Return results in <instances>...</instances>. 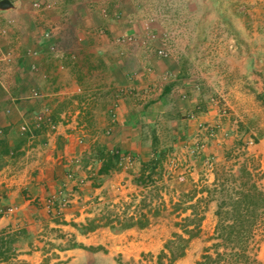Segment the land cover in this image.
<instances>
[{"label": "crops", "instance_id": "crops-1", "mask_svg": "<svg viewBox=\"0 0 264 264\" xmlns=\"http://www.w3.org/2000/svg\"><path fill=\"white\" fill-rule=\"evenodd\" d=\"M92 3L0 0V264H43L53 252L73 262L82 246H46L72 233L77 242L94 244L96 231L82 234L76 228L92 215L82 202L114 178L119 185L125 176L130 182L143 163L159 155L156 144L165 132L173 136L180 153L191 151L214 118L211 110H201L195 89L187 82L180 85L174 58L154 59L164 71L156 69L147 77L119 57L115 40L127 28L100 18ZM167 71L170 81L160 77ZM131 89L147 93L144 101L121 93ZM34 91L41 97L33 98ZM114 103L118 106L112 120L109 110ZM45 110L57 130L47 125L33 135L20 130L25 122L35 125L36 114ZM218 146L213 141L212 147ZM212 147L207 145L201 158L213 154ZM114 153L131 155L130 172L119 171L116 162L106 179L102 168ZM88 164L96 176L81 187V201L63 217L47 215L40 202L61 188L69 169L87 176Z\"/></svg>", "mask_w": 264, "mask_h": 264}, {"label": "rangeland", "instance_id": "rangeland-1", "mask_svg": "<svg viewBox=\"0 0 264 264\" xmlns=\"http://www.w3.org/2000/svg\"><path fill=\"white\" fill-rule=\"evenodd\" d=\"M90 8L100 18L125 25L127 30L115 40L116 53L147 77L158 70L154 59L174 58L180 85L187 82L189 89H195L201 110H211L214 118L191 151L181 154L173 136L165 132L156 144L157 164L147 167L143 176L139 169L130 182L125 176L120 185L114 178L83 201L85 211L92 215L76 228L82 234L96 231L94 244L77 242L73 233L64 241H47L48 249L78 245L84 250L74 255L73 262L71 257L53 252L43 264H158L168 239L175 232L184 233L182 224H186L184 217L193 213L192 205L196 219L203 216L201 226L185 255L173 264H195L205 247L214 242L222 195H208L207 187L213 186L215 176L246 166L264 188V0H94ZM129 36L136 41L119 40ZM160 49L168 55L160 54ZM170 73L160 77L170 81ZM154 83L157 88L158 80ZM131 90L140 94L133 95ZM131 90L123 94L144 101L142 96L147 93ZM109 114L113 120L110 110ZM213 141L220 147H212ZM207 145L214 148L213 154L201 158ZM132 160L127 154L119 157L118 170L130 172ZM87 171L86 182L96 176L91 175L92 167ZM108 172L103 173L106 179ZM84 184L60 214L49 213L42 202L41 206L53 219L63 217L67 208L81 201ZM172 249L179 251L178 247ZM250 254L255 259L252 264H264V212Z\"/></svg>", "mask_w": 264, "mask_h": 264}, {"label": "trees", "instance_id": "trees-1", "mask_svg": "<svg viewBox=\"0 0 264 264\" xmlns=\"http://www.w3.org/2000/svg\"><path fill=\"white\" fill-rule=\"evenodd\" d=\"M118 154L114 153L107 158L102 172H108L116 165L120 157ZM157 160L154 157L145 162L140 175H144L147 167L157 164ZM207 188L208 195L220 194L222 201L218 203L216 210L217 224L212 236L214 242L205 247L195 264H252L255 259L250 254V245L264 212V188L246 166L237 171H227L223 177L216 175L213 186ZM194 208L195 205H192L193 213L184 217L187 224H182L184 233L175 232L166 242L160 252L158 264H173L185 255L191 239L197 235L195 230L198 231L203 219V216L196 219L198 214ZM190 221L194 224H190ZM173 247H178L179 251H174Z\"/></svg>", "mask_w": 264, "mask_h": 264}, {"label": "built area", "instance_id": "built-area-1", "mask_svg": "<svg viewBox=\"0 0 264 264\" xmlns=\"http://www.w3.org/2000/svg\"><path fill=\"white\" fill-rule=\"evenodd\" d=\"M36 6L39 5V3L35 4ZM121 42H129V43H134L136 41V39L132 36L129 37H122ZM159 53L167 56L168 53L164 50V49H160ZM122 90L121 93H124L126 91ZM131 94L133 93V95H138L140 94L138 93H134V90L129 91ZM33 98H39L41 97V93L39 91H34L31 95ZM118 104L114 103L111 107H110V112L111 115L113 117H116V108H117ZM44 125H47L49 129H51L52 131L57 130V123L53 121V117L52 115H50L48 113L47 110L45 111H41L39 113L36 114V123L35 125L31 126L29 123L25 122L24 124L21 125L20 130L23 133L26 134H31L33 135L35 132V130L37 129H41L43 128ZM125 154H120V158H123ZM77 165L81 166V161L77 160L75 162ZM89 170L91 169V166L88 167ZM67 178L66 180L63 182V185L61 186V188L57 191L54 192L50 195H48L45 199H43L42 204L44 205V207L46 208V210L49 213H56V214H60L61 211L63 210V208L69 206V204H71L76 196V189L84 184L86 182V177L81 176L80 173H77L74 171V169H69L67 172ZM2 200V195L0 194V201ZM9 210H12L9 209Z\"/></svg>", "mask_w": 264, "mask_h": 264}]
</instances>
